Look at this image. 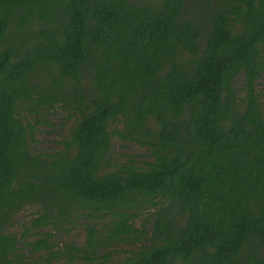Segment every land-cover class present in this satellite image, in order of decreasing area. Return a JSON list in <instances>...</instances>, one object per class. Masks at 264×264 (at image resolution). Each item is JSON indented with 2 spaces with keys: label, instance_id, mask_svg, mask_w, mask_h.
Returning a JSON list of instances; mask_svg holds the SVG:
<instances>
[{
  "label": "trees",
  "instance_id": "1",
  "mask_svg": "<svg viewBox=\"0 0 264 264\" xmlns=\"http://www.w3.org/2000/svg\"><path fill=\"white\" fill-rule=\"evenodd\" d=\"M263 77L264 0H0V264H264ZM55 109L69 138L35 152ZM79 221L80 245L23 241Z\"/></svg>",
  "mask_w": 264,
  "mask_h": 264
},
{
  "label": "rangeland",
  "instance_id": "2",
  "mask_svg": "<svg viewBox=\"0 0 264 264\" xmlns=\"http://www.w3.org/2000/svg\"><path fill=\"white\" fill-rule=\"evenodd\" d=\"M264 85V77L261 80ZM31 121V118H29ZM75 116L69 112L55 109L51 110L46 118H41L40 123H34L35 125V138L36 143L33 144V150L35 152L42 153H53L62 148L61 141L67 140L69 137L70 130L74 124ZM111 160L112 163L121 164L128 161H133L135 164L144 166L149 158L148 147L139 145L133 142H124L116 137L112 136L111 139ZM37 208L34 206H27L23 208L16 216L13 226L9 229L11 233L16 235L18 238L24 234L23 225L26 224L36 213ZM107 219L104 218L99 220V223L105 222ZM136 228H141L145 224V216L137 218L134 221ZM150 226V224H148ZM37 235H28L23 241H34L40 238H49L51 244L55 249H61L64 244H75L80 245L85 240V232L82 227V222H75L69 225H64L53 229L51 227L40 229ZM50 234V236H48ZM132 246L116 245L113 247L114 253H112V261L114 263L121 262L126 252L133 249ZM21 252L25 255L27 262L30 264H43L39 259L41 253H33L24 249L21 245ZM56 264H64L60 261Z\"/></svg>",
  "mask_w": 264,
  "mask_h": 264
}]
</instances>
